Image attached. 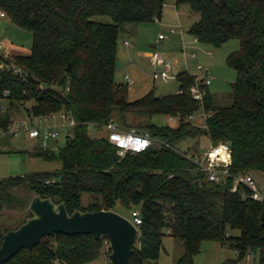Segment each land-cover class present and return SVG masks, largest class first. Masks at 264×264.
<instances>
[{
    "label": "trees",
    "instance_id": "obj_1",
    "mask_svg": "<svg viewBox=\"0 0 264 264\" xmlns=\"http://www.w3.org/2000/svg\"><path fill=\"white\" fill-rule=\"evenodd\" d=\"M167 2L0 0L7 17L33 36L29 56H0V130L8 131L20 116L34 122L67 113L77 122L58 153L39 142L28 153L59 161L62 168L0 181V206L11 203L14 193L25 187L30 200L36 195L51 198L64 203L69 214L139 209L142 225L130 264H158L167 236L183 243L177 264H194L204 242L237 253V261L224 264H239L247 254L264 264V204L253 201L244 186L232 192V180L205 182L177 148L197 137L208 138L212 145L230 143L234 176L264 173V0H176L177 8L187 6L200 15L189 31L199 43L220 48L231 40L240 42V49L227 58L236 72L234 101L227 107L215 106L210 91L202 104L194 101L190 90L197 77L186 71L177 77L181 94L165 97L152 91L132 102L128 86L116 82L125 26L160 21ZM99 17H109L112 23L94 21ZM200 111L203 126L190 120ZM155 116L178 119L179 126L145 121ZM111 120L125 131L149 133L158 142L143 153L121 157L104 132L90 134L89 124L102 126ZM85 194L92 198L87 206L82 203ZM8 231L0 229V249ZM105 241L108 238L56 234L5 264H91L104 254Z\"/></svg>",
    "mask_w": 264,
    "mask_h": 264
},
{
    "label": "rangeland",
    "instance_id": "obj_2",
    "mask_svg": "<svg viewBox=\"0 0 264 264\" xmlns=\"http://www.w3.org/2000/svg\"><path fill=\"white\" fill-rule=\"evenodd\" d=\"M177 9L176 0H168L160 21L141 25H126L125 30L120 34L119 52H122L123 55L126 49L133 51L140 46L152 53H161L164 60L173 63L178 72L186 71L191 76L199 79H203L208 73L210 77H213L209 91L215 106H231L234 101L232 85L236 81V72L228 66L227 58L240 49V42L231 40L220 48L201 43L194 44V37L189 34V31L199 21L200 15L191 12L187 6ZM94 21L104 24L112 23L109 17L95 18ZM171 27L176 30V34L169 33ZM160 35L166 36V40L161 41L157 49L151 48L150 45L158 42ZM181 35L186 37L183 42L180 39ZM124 40L129 41L131 46L126 48ZM0 45L5 47L0 52L5 57L29 56L33 45V36L31 32L19 28L7 17L2 20L0 25ZM193 53L197 55L195 59L192 58ZM185 62L187 67H184ZM124 63L125 67L116 71V82L128 86L130 101L138 100L152 91L157 97L178 93L180 85L177 80L166 83L156 82L152 79L155 70L161 72L162 67L155 69L154 65L148 62L139 63L138 60L130 61L127 59ZM198 66L204 68L203 73L198 72ZM126 75L131 78L133 82L131 85L126 82ZM2 105H5V103H2ZM15 120L23 122L26 118L20 116ZM204 120L205 115L203 111H200L195 114L191 122L197 126H203ZM145 121L158 127L170 126L171 128H177L179 126L178 119L170 121L167 116H155ZM34 122L38 127L55 123L52 120L45 124H39L38 121ZM59 131L58 141H50L47 144V149L54 153H58L65 146L69 130L61 128ZM37 144V141L30 140L25 133L20 137L0 138V181L26 177L35 173H53L62 168L59 161H45L28 154ZM210 145L211 142L208 138L197 137L180 143L177 148L180 151L195 154L207 149ZM256 181L264 191V173L258 175ZM24 188L22 187L14 193L15 198L11 203H3L0 206V229L15 230L21 226V223L27 217L32 200H30L31 194ZM91 199L90 195H83V205L87 206ZM27 206L28 208H26ZM115 212L127 219L132 218L131 211L128 209L117 207ZM233 234L239 235V232L235 231ZM163 244L164 249L161 252L158 264H177L185 251L183 243L167 236L164 238ZM108 248L110 249V244ZM108 251L105 241L104 254L91 264H109ZM229 260H238L237 253L234 250L216 242H204L201 253L194 258V264H224Z\"/></svg>",
    "mask_w": 264,
    "mask_h": 264
},
{
    "label": "built area",
    "instance_id": "obj_3",
    "mask_svg": "<svg viewBox=\"0 0 264 264\" xmlns=\"http://www.w3.org/2000/svg\"><path fill=\"white\" fill-rule=\"evenodd\" d=\"M7 18L4 11L0 9V25L3 19ZM169 33L174 35L176 30L170 28ZM166 40V36L160 35L157 43ZM194 44H198L197 38H194ZM125 46L128 43L125 42ZM184 44V49H185ZM5 49L4 45H0L1 50ZM211 54V53H210ZM0 56H3L0 53ZM5 57V56H4ZM195 53L192 54V58H196ZM151 64L154 65L155 69L157 67H162L161 72H155L152 75V79L156 82H170L177 80L180 72H178L171 62H166L161 53H153L150 57ZM3 67V65H1ZM184 67H187V63H184ZM20 72V70H16ZM198 72L203 73L204 68L198 66ZM126 82L132 84V80L126 77ZM213 77H210L208 73L203 79L196 78L195 84L190 90L191 97L194 101L202 104L204 99L208 95L210 86L212 85ZM181 94V91L178 92ZM194 116L190 117L193 120ZM54 121L53 125H46L44 127H38L35 122L25 120L19 122L14 120L8 131L0 130V138L15 136L20 137L23 133L33 141L39 142L43 147H47L48 142L58 141L60 136L59 129H67V137L71 135V131L77 126L75 119L67 113H56L46 117H40L35 121L39 124H45L49 121ZM173 121V118H170ZM59 122V123H58ZM90 134L95 136L102 132L105 133L108 142L118 149V154L123 157L127 153H143L147 151L154 143L158 140L153 139L149 133H143L136 129L125 131L123 130L117 122L111 120L106 125H99L96 123L89 124ZM232 145L230 143H219L218 145H210L207 149L201 152L192 154L190 152H180L195 166V170L201 175L202 179L207 183L223 184L228 180H232L234 183L232 192H237L240 186L246 187L251 192V199L257 203L264 204V191L258 185L256 178L252 173H245L239 176H234L231 172V167L233 164V153ZM132 218L129 221L136 227L139 231L142 220L140 215V210L136 209L131 211ZM107 250L110 251L108 245L109 241H106ZM108 251V252H109ZM239 264H258L257 259L253 254H247L245 259L240 261Z\"/></svg>",
    "mask_w": 264,
    "mask_h": 264
},
{
    "label": "water",
    "instance_id": "obj_4",
    "mask_svg": "<svg viewBox=\"0 0 264 264\" xmlns=\"http://www.w3.org/2000/svg\"><path fill=\"white\" fill-rule=\"evenodd\" d=\"M157 49V45H154ZM123 63L118 62L117 69ZM67 72L71 71V65ZM121 180L117 183L119 188ZM31 217L15 230L3 236L0 249V264L13 259L22 250L32 251L44 238L63 234L67 236L92 235L96 241L108 238L110 243V264H130L139 231L129 219L115 211H75L69 214L65 204H56L51 198L34 196L30 206ZM264 221V214H263Z\"/></svg>",
    "mask_w": 264,
    "mask_h": 264
},
{
    "label": "crops",
    "instance_id": "obj_5",
    "mask_svg": "<svg viewBox=\"0 0 264 264\" xmlns=\"http://www.w3.org/2000/svg\"><path fill=\"white\" fill-rule=\"evenodd\" d=\"M179 9V8H178ZM177 9V10H178ZM186 37H182V35H181V41L183 42V40H186L185 39ZM125 42H127L128 43V46H131L130 45V42L129 41H127V40H124V46H125ZM185 44V43H184ZM154 45H157V47L159 46V43H157V42H155L154 44H151L150 45V47L151 48H153V49H155L154 48ZM128 46H125L126 48L128 47ZM153 53L152 52H150V51H148V50H146L145 48L143 49V48H141L140 46L139 47H137V48H135V50H133V51H131V50H127L126 49V51L124 52V54L122 55V52H119V49H118V53H117V59H118V62H121V63H123V66H122V68L123 67H125V61L128 59V60H138V62L139 63H141V62H148L149 64H151V61H150V57H151V55H152ZM8 57V56H7ZM152 65V64H151ZM121 68V69H122ZM126 77H129L128 75H126L125 76V78ZM130 78V77H129ZM131 79V78H130ZM261 174H263V173H256V174H254V176H255V178H257V176L258 175H261ZM57 264H61V263H57Z\"/></svg>",
    "mask_w": 264,
    "mask_h": 264
}]
</instances>
